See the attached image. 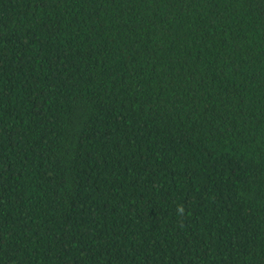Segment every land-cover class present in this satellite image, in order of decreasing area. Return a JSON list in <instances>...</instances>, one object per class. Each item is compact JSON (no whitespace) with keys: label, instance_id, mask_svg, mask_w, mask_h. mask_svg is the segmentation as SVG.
<instances>
[{"label":"trees","instance_id":"trees-1","mask_svg":"<svg viewBox=\"0 0 264 264\" xmlns=\"http://www.w3.org/2000/svg\"><path fill=\"white\" fill-rule=\"evenodd\" d=\"M0 264H264V0H0Z\"/></svg>","mask_w":264,"mask_h":264},{"label":"clouds","instance_id":"clouds-1","mask_svg":"<svg viewBox=\"0 0 264 264\" xmlns=\"http://www.w3.org/2000/svg\"><path fill=\"white\" fill-rule=\"evenodd\" d=\"M179 211H180L181 214L183 213V209L182 208Z\"/></svg>","mask_w":264,"mask_h":264}]
</instances>
